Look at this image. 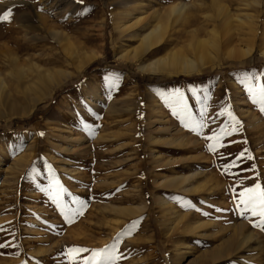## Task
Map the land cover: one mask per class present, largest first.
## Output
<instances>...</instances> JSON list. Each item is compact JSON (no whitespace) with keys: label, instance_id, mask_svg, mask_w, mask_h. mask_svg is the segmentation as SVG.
I'll use <instances>...</instances> for the list:
<instances>
[{"label":"rangeland","instance_id":"rangeland-1","mask_svg":"<svg viewBox=\"0 0 264 264\" xmlns=\"http://www.w3.org/2000/svg\"><path fill=\"white\" fill-rule=\"evenodd\" d=\"M179 1L187 16L133 56L140 42L114 22L142 5L170 23L166 8ZM8 9L0 264H95L93 251L117 238L116 264H264L260 218L238 207L244 187H264V0H0V15ZM65 45L93 60L38 101L40 70L75 69ZM173 56L198 68L152 69ZM217 134L227 147L213 153L206 137ZM182 174L197 191L167 186Z\"/></svg>","mask_w":264,"mask_h":264},{"label":"bare ground","instance_id":"bare-ground-1","mask_svg":"<svg viewBox=\"0 0 264 264\" xmlns=\"http://www.w3.org/2000/svg\"><path fill=\"white\" fill-rule=\"evenodd\" d=\"M188 8H189V3L186 1H179L175 4H172L170 7H168V9L166 8L167 13H168V22H170V23H166L167 24L166 25L162 21V15L160 11H156L153 14H149L144 6L139 5L136 7H132L128 9L126 12H124L125 13L124 16L122 18L117 19V21L114 22L115 24L114 27L119 32V34L128 36L129 41L130 39L132 41L134 38L135 40L140 42L139 45L134 50L133 56H135V54H137L139 51L144 50V49H149L154 44L158 43L164 37L165 33H167L168 30H170V28L173 26L175 22L187 16ZM225 9H226V5L220 4L218 10L222 11ZM226 11L227 12L226 13L224 12V13L226 14V17L230 19V13L228 12L227 9ZM243 20H240V22L244 23ZM53 34L60 41L62 40L61 39L62 35L59 32H54ZM65 46H66L65 47L66 53L68 54L69 59L72 61L71 63L75 66V69L74 71H71L69 69H57L53 71L52 70H45V71L40 70V74L42 75V77L39 80L34 81V83H32L33 80L30 82L34 84L35 88H38L41 90L38 101H42V100L49 98L53 90L56 87H58L59 84L63 83L64 81H67L71 77H74V75H80V73L83 71L85 66H87L93 60V55L85 54L83 57H81L76 48L72 46L68 47V45H65ZM248 51L252 52L253 47L252 48L250 47ZM261 51H262V54H264V42L261 46ZM124 52H125L124 56H126V54L128 55L129 50L124 51ZM202 57H203V54H202ZM155 63H158V65H155L153 63L154 65L152 66V69L155 71H158L160 70V68L162 69L165 67L171 68L172 66L178 63H182V65L185 66L184 67L185 71L196 70L198 68L197 67L198 65H196L197 62L195 60L190 59V58L182 59V58H177L174 56L168 59H159ZM141 65H144V64H141ZM139 68H140V64H139ZM79 140L83 141L84 139L80 138ZM80 143L82 144L83 142H80ZM189 179H190V175H186V174H182L180 176L177 175L168 180V183H170V185H167V186L172 187V188L173 187L185 188L184 190L191 191V192L197 191L198 189L196 187H194L193 189L187 188L186 184ZM155 182H157V180ZM157 200L163 201L164 203L167 202L166 201L167 199L165 200V197H162V196H159ZM119 209L124 212L133 211L131 207L129 206L119 207ZM180 218H183V216L180 215ZM206 224H200V226L194 227V228L198 229L199 227L206 225Z\"/></svg>","mask_w":264,"mask_h":264},{"label":"snow or ice","instance_id":"snow-or-ice-1","mask_svg":"<svg viewBox=\"0 0 264 264\" xmlns=\"http://www.w3.org/2000/svg\"><path fill=\"white\" fill-rule=\"evenodd\" d=\"M82 2V0H80ZM12 17V11L11 9H8L7 11H4L2 15H0V20L5 22H10ZM261 93V101L264 103V85H262L259 89ZM262 111H264V108H262ZM223 114V113H221ZM229 116H232L231 112H228ZM234 120H236L235 117H233ZM237 124H241L239 120H236ZM200 127H204L205 125L201 123L199 125ZM236 130V129H234ZM225 135H230V133H224ZM40 135H43V133H40ZM206 139L210 141H214V143H209L207 145V148L209 151L216 153L220 148L227 147L226 144L222 143V136L220 134L208 136ZM246 151H243L238 154L237 160H241L245 157ZM248 159H251L252 157H247ZM235 161H233L231 164H227L224 166V171L228 172L232 167H237ZM63 189L60 190V193L58 195L63 193ZM239 198V206H243V209L241 210V215L244 214V212H251L252 216L259 217V221L256 222L253 226L256 228H259L260 230L264 231V187H262L260 184H255L254 187H244L243 191L238 193ZM82 214V213H80ZM69 222H72L71 220ZM137 225L134 222L132 224V228H135ZM132 230L131 228L127 232H122L120 235L125 236H131ZM121 241L119 238H117V241L115 244H113L110 248L105 247L101 250H94L92 261L95 262V264H116V261L120 259V256L117 254V245ZM5 245H0V247H4ZM88 251V249H81V248H72L69 249V254H78L80 252ZM74 258V257H73ZM86 264H92V262L86 261Z\"/></svg>","mask_w":264,"mask_h":264}]
</instances>
